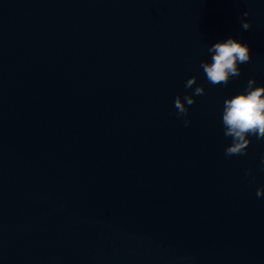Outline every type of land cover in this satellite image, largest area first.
Returning <instances> with one entry per match:
<instances>
[{
  "label": "water",
  "instance_id": "water-1",
  "mask_svg": "<svg viewBox=\"0 0 264 264\" xmlns=\"http://www.w3.org/2000/svg\"><path fill=\"white\" fill-rule=\"evenodd\" d=\"M229 37L251 59L212 85ZM251 77L264 0H0V264H264V139L225 156L222 124Z\"/></svg>",
  "mask_w": 264,
  "mask_h": 264
},
{
  "label": "clouds",
  "instance_id": "clouds-1",
  "mask_svg": "<svg viewBox=\"0 0 264 264\" xmlns=\"http://www.w3.org/2000/svg\"><path fill=\"white\" fill-rule=\"evenodd\" d=\"M248 15L247 11L243 13L244 17ZM241 27L248 30L251 24L241 18ZM208 52L211 53V62L201 61L200 67L212 85L227 86L231 78L240 76L239 65L246 64L251 59L250 46L234 37L212 44ZM196 81V76H192L185 83V88H193V85H196L193 94H185L183 98L177 95L174 101L176 114L185 118L183 120L185 126L191 123L187 118L189 106L195 102V96L203 95L205 92L204 86L197 85ZM255 84V77L249 78L244 91L224 101L222 112L224 135L232 140L225 149V156L245 155L251 136L258 140L264 139V85L254 86ZM261 161L264 164V157ZM256 195L264 196V187L258 188Z\"/></svg>",
  "mask_w": 264,
  "mask_h": 264
}]
</instances>
